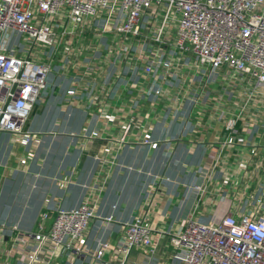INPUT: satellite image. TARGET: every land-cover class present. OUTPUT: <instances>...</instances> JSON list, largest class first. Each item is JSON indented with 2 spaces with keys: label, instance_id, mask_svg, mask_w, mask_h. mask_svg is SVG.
Here are the masks:
<instances>
[{
  "label": "crops",
  "instance_id": "obj_1",
  "mask_svg": "<svg viewBox=\"0 0 264 264\" xmlns=\"http://www.w3.org/2000/svg\"><path fill=\"white\" fill-rule=\"evenodd\" d=\"M63 29L24 133L0 132V226L36 232L59 209L88 202L100 220L114 218L91 222V248L118 242L124 224L140 216L157 246L151 255L134 250L129 264H170L171 233L187 219L220 221L264 205V94L246 103L251 84L218 74L205 82L190 67L180 79L144 76L120 35ZM160 87L169 96L157 95ZM243 105L227 145V123Z\"/></svg>",
  "mask_w": 264,
  "mask_h": 264
},
{
  "label": "built area",
  "instance_id": "obj_2",
  "mask_svg": "<svg viewBox=\"0 0 264 264\" xmlns=\"http://www.w3.org/2000/svg\"><path fill=\"white\" fill-rule=\"evenodd\" d=\"M68 24L120 35L135 48L144 76L180 79L190 67L205 82L218 74L220 80L251 84L244 91L246 103L264 94V0H0V132L24 133ZM155 93L169 96L161 87ZM199 99H193V108L201 105ZM244 108L227 123V145L234 143ZM143 140L150 142L151 134ZM263 209L262 204L220 221L187 219L171 233L170 264H264ZM94 220L114 222L112 216L100 220L86 202L59 209L52 224H40L36 232L2 225L0 264H55L58 258L67 264H129L134 250L155 252L153 228L140 216L124 224L118 242L101 240L91 248L85 238Z\"/></svg>",
  "mask_w": 264,
  "mask_h": 264
},
{
  "label": "rangeland",
  "instance_id": "obj_3",
  "mask_svg": "<svg viewBox=\"0 0 264 264\" xmlns=\"http://www.w3.org/2000/svg\"><path fill=\"white\" fill-rule=\"evenodd\" d=\"M20 41H21V43H23L24 45H26V42H25V41H23V40H21V39H20Z\"/></svg>",
  "mask_w": 264,
  "mask_h": 264
}]
</instances>
